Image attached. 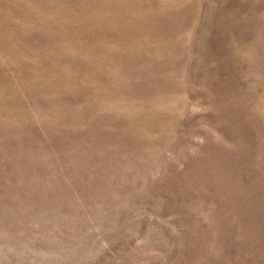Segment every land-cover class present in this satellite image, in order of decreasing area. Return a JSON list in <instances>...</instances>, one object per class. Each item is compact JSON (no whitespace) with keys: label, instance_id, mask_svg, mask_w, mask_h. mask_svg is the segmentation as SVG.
<instances>
[{"label":"rangeland","instance_id":"1","mask_svg":"<svg viewBox=\"0 0 264 264\" xmlns=\"http://www.w3.org/2000/svg\"><path fill=\"white\" fill-rule=\"evenodd\" d=\"M78 14L0 0V264H264V0Z\"/></svg>","mask_w":264,"mask_h":264},{"label":"bare ground","instance_id":"2","mask_svg":"<svg viewBox=\"0 0 264 264\" xmlns=\"http://www.w3.org/2000/svg\"><path fill=\"white\" fill-rule=\"evenodd\" d=\"M39 1V0H38ZM51 3L54 0H41ZM188 0H69L74 11H79L81 16L88 22L102 27L104 37L123 40L128 33V40H138L139 30L143 24L137 23L142 18L149 19L157 17L162 10L170 7H178ZM186 5V4H185ZM159 10V13L158 11ZM158 13V14H157ZM124 26V27H123ZM130 26L134 31L129 32L126 28ZM106 32V33H105ZM143 36H146L144 28ZM147 36H150V34Z\"/></svg>","mask_w":264,"mask_h":264}]
</instances>
